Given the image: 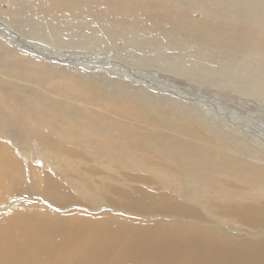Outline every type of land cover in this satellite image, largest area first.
<instances>
[{
  "label": "bare ground",
  "instance_id": "obj_1",
  "mask_svg": "<svg viewBox=\"0 0 264 264\" xmlns=\"http://www.w3.org/2000/svg\"><path fill=\"white\" fill-rule=\"evenodd\" d=\"M4 8V18L40 21L6 28L16 42L0 37V264H264L260 135L211 118L193 94L150 90L135 68L134 85L121 84L66 68V56L43 47L130 49L139 68L264 103V75L248 60L264 54V0H7ZM154 45L165 53L153 54ZM217 51L228 54L223 62L208 58ZM106 190L126 200L120 212L104 204Z\"/></svg>",
  "mask_w": 264,
  "mask_h": 264
},
{
  "label": "rangeland",
  "instance_id": "obj_2",
  "mask_svg": "<svg viewBox=\"0 0 264 264\" xmlns=\"http://www.w3.org/2000/svg\"><path fill=\"white\" fill-rule=\"evenodd\" d=\"M6 1L7 0H0L1 7L6 8ZM6 12H10L9 1H8V6H7ZM3 16H6V15L0 14V22L2 23V24L0 23V37H2L3 40H6L5 38L7 37L6 33H8V32H7L6 28H8V29L10 27L13 29L16 28L14 30L17 31V30H20V28L25 29L22 25H25V23H28L29 21L31 23L40 21V18L18 19L12 15H9L10 18L9 17L4 18ZM194 17L199 19L200 14L195 13ZM72 28L73 27H66V31H68ZM11 31L13 33H15L13 30H11ZM21 34H23V32H21ZM8 38L10 39V42L13 43V42L17 41L16 38L19 39L20 37L15 38V36L13 37V36H10V34H9ZM28 40L31 41L32 44H35L36 42H38V41L29 39V38H28ZM116 43L118 46H123V40L121 38H117ZM36 44H39L40 47L43 46L42 42H39ZM45 46H47L46 48L49 49L48 51L52 52L51 54L53 55V58H54V55H57L58 53L66 56V61H67L66 68L68 67V68L78 69L83 74H96V76L107 77L110 80L116 81V82L121 83V84L134 85L131 70H133L135 68L134 71H137L138 73L143 74L144 77L149 78L153 82L152 84L147 83V82H145L146 84L144 83L145 85L150 87V90L159 93V91L161 92V89L162 90L169 89L171 91H179L181 94H183L186 97H188V96L193 97L195 95L194 99H192V100L189 99L191 101V103L199 104L202 107V111L208 113L209 116L215 115V116H212L211 118L217 120V116H218V117L224 118V120L226 122H227V120L229 122H230V120H232L234 123L237 124V127L238 126L241 127L245 132H248L250 135H253L256 137L260 135L261 136V142H264V137H263L264 136V103L261 101H259V104H258V101H255L253 98H250V97L244 98L236 92H230V91L222 90L218 87H214V88L211 87L208 89L207 87L205 88V87L199 86L198 84H195L191 79H189L185 76H177L171 72L158 70L159 67H157V66H156V69H155V67H152V68L150 67L148 69L147 68H139L136 66V64L134 63L132 58L126 57L127 55H129L128 53H129V51H131L130 49H126V50L124 49L121 52H118V51L107 50L106 48L102 49V47L93 49V48H86L85 46H82V45H73V44H66V47H56V46L51 47L49 45H44L43 47H45ZM142 46H144V45H142ZM164 48L165 47L157 48V46L154 45V46L150 47V50L153 49L152 50L153 54H158L161 52L165 53ZM132 50H133V48H132ZM187 50H192V48L188 47ZM222 52L223 53L218 52V51L214 52V53H212V55H210L211 57H208V58H211V61L215 62V63H217L216 61L223 62L225 60L224 58H226L228 56V54L225 51H222ZM39 57L43 58L44 56L39 55ZM53 58H50L48 60L53 61L54 60ZM248 60L251 62V64H253L254 69H256L257 71L262 73V75H264V54L263 53H257L252 57H248ZM79 62H82L83 64H80ZM106 62H109V63H106ZM100 66H102V67H100ZM119 66H120V69H119ZM107 67H109V69ZM127 78H128V80H126ZM134 78H136V80L138 82L143 81V80L139 81L137 79V77H135V76H134ZM239 78H241V77H239ZM154 82H155V85H154ZM136 84L138 86L143 85L140 83H136ZM151 85H152V87H151ZM156 85H158V87ZM192 94H193V96H192ZM236 94H238V95H236ZM187 100L188 99H185V102H189ZM225 109H226V111H225ZM210 110H211V112H209ZM223 111L225 114L223 113ZM215 112H216V114H212ZM235 113H237L236 116H233V115H235ZM227 115L229 117L232 116L231 117L232 119H230ZM226 122L222 121V123H225V124H226ZM239 131H241V130H239ZM4 140H2L0 138V141H4ZM19 157L21 160H24V161L27 160V162H29L30 165H33V166L39 165L35 158L25 159V157H23V156H19ZM94 178H95V176H94ZM96 179H98V178H96ZM146 190L149 191L150 193L152 192V194H155V192H157L155 195H159V194L164 193L162 189L156 188L154 190L150 186H146ZM125 191L130 192V193H135L134 189H125ZM72 194L74 196L78 197L82 206H86L85 207L86 209H91V207H92L91 204H89L84 198H82L80 194H78L74 190H72ZM101 198H103V202L107 206H108V204L111 203L112 207L115 208L116 212H117V210H118V212H120L121 206L124 205V203L126 202V200L123 197L121 198V196L119 194L114 193V192H109L107 190L102 192Z\"/></svg>",
  "mask_w": 264,
  "mask_h": 264
}]
</instances>
